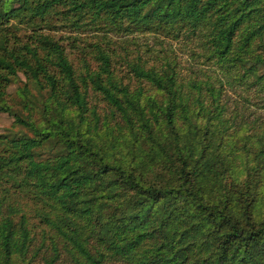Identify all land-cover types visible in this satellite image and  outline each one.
Segmentation results:
<instances>
[{"label": "trees", "instance_id": "trees-1", "mask_svg": "<svg viewBox=\"0 0 264 264\" xmlns=\"http://www.w3.org/2000/svg\"><path fill=\"white\" fill-rule=\"evenodd\" d=\"M56 24L202 65L75 68ZM0 113V264H264V0H0Z\"/></svg>", "mask_w": 264, "mask_h": 264}, {"label": "rangeland", "instance_id": "rangeland-1", "mask_svg": "<svg viewBox=\"0 0 264 264\" xmlns=\"http://www.w3.org/2000/svg\"><path fill=\"white\" fill-rule=\"evenodd\" d=\"M54 22V20H52ZM40 32L50 34L55 39H58L64 46L70 61L75 68H80L81 60L85 57L90 59V43L98 42L101 46L108 48L114 52L116 56H124L127 54L128 58L141 55L143 59H146L149 64H157L163 57H169L175 60L177 63V69L181 71L183 75L190 73L189 69L194 66L202 65L199 60L193 61L190 57V50L193 49L194 44L188 43L184 39H171L170 37H164L162 35H142V34H130V35H116L113 32H109L103 35L101 32L92 31L91 29L70 30L68 27H61L58 24L53 28L48 29L41 25ZM16 29L20 30V34H30L31 29L25 24H16ZM109 37L108 45L101 42H106ZM115 66L118 70V75H122L125 80L131 77L127 73L126 68L121 65L119 58L115 59ZM118 61V62H117ZM95 66V63H93ZM24 79L9 87V99L15 98V88L17 85H22ZM11 102V101H10ZM18 130V126L13 123V119L6 113H0V133H4L6 130Z\"/></svg>", "mask_w": 264, "mask_h": 264}]
</instances>
